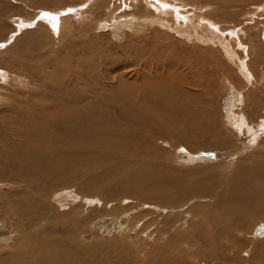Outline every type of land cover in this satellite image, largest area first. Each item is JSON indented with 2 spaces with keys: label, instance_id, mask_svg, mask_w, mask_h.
Returning <instances> with one entry per match:
<instances>
[{
  "label": "rangeland",
  "instance_id": "374dc122",
  "mask_svg": "<svg viewBox=\"0 0 264 264\" xmlns=\"http://www.w3.org/2000/svg\"><path fill=\"white\" fill-rule=\"evenodd\" d=\"M82 4L83 18L65 13L71 19L61 33L54 34L46 25L37 23L39 9L58 11ZM102 4L98 7L93 0H0V67L11 72L7 73L10 79L0 81V86L6 88L0 89V96L12 98L0 103V251L6 248L3 256L16 247L23 228L30 229L19 227L18 219L6 215V202L27 199L30 209H36L31 217L39 221L34 227L39 234L55 242L68 232L65 243L73 242L74 264H264V239L254 233L259 224L264 225V219L256 217L255 208H238L235 212L228 201L215 207L217 193H225L224 199H228L227 194L239 182L238 174L244 179L253 169L264 168V124L260 122L264 119V0H105ZM92 5L98 9L91 10ZM140 6L156 20L146 24L145 20L135 19ZM195 13L217 22L225 32L197 28L200 22L193 18ZM187 16L192 18L190 23ZM18 17L34 20L20 31L16 26ZM159 17L161 23L156 22ZM43 19L41 22L46 20ZM118 23L129 27L120 29ZM177 30L185 34H178ZM240 31H245L242 37ZM224 43H229V51H235V61L226 57ZM238 43L248 47L247 62L255 82L238 71L236 56L245 57ZM65 74H69L68 81L63 79ZM229 79L233 90L227 83ZM71 85L72 92L82 93L84 103L100 107L104 116L98 118L97 125L116 124L129 133L128 139L138 154L115 157L105 165L90 167L81 158L74 167L76 175L69 170L58 171L38 182L36 174L20 170L5 156L10 154L7 148L15 145V138L8 132L13 126L12 118L27 104L53 101L57 87ZM145 92H151L154 99L145 97L143 103ZM231 93L243 98L239 112L246 115L244 119L255 123L258 120V139L263 140L259 146L252 142L245 127L240 133L229 124ZM199 113L208 116V125L199 120ZM210 127L219 129L216 136L229 137L230 147L202 153L203 162H189L192 154L180 145L191 142L193 148L204 150L213 138ZM195 129H200V133ZM14 155L11 159L23 158ZM92 156L106 157L101 152ZM209 164L216 169H207ZM67 177L72 180L66 182ZM200 186H207L208 193L192 192ZM183 194L187 200L192 197L188 204L181 200ZM75 195L98 200L99 205L73 201ZM168 200L173 202L167 203ZM155 206L158 211L163 206L165 212H157ZM200 208L208 216L219 214L224 218L212 224L210 218L204 219ZM187 213L194 219L182 228L181 219ZM165 215L174 219L164 229ZM133 216L141 217L135 230H122L124 233L120 234V225L128 230L132 219H126ZM217 231L226 235L218 237ZM177 232L190 237L178 242ZM198 249L201 250L195 255Z\"/></svg>",
  "mask_w": 264,
  "mask_h": 264
},
{
  "label": "bare ground",
  "instance_id": "6f19581e",
  "mask_svg": "<svg viewBox=\"0 0 264 264\" xmlns=\"http://www.w3.org/2000/svg\"><path fill=\"white\" fill-rule=\"evenodd\" d=\"M104 1L105 0H93L94 5L96 4V6H98V7H103L102 3ZM94 5H92V7L91 8L89 7V8L91 10L92 9L93 10L98 9ZM82 6H83V4L75 6V7H69L66 10L60 9L58 11L57 10H49V9H39L37 11V15H36L37 23L40 22L43 25H46V27L51 29L52 32H54V34L55 33L56 34L61 33L63 28L67 24L66 22L71 19L70 16H66L65 13L67 14L68 12H72V13H74L73 15L79 16L80 18H83L82 16H84L85 10L82 9ZM184 6H186V5H184ZM89 8L87 10H90ZM157 9H159V8H157ZM175 9L176 8H174V11H175ZM176 10H179V13H180V9H176ZM194 11H197V10H194ZM176 12L178 13V11H176ZM166 14H168V12H166ZM92 15H93V13H92ZM134 15H135V17H134L135 19L139 20L140 22H142L141 20H145V23H146V21L150 22L156 18V17L152 18L153 14L150 13L149 11H146L141 6L138 7L137 15L136 14H134ZM181 15H182V13H181ZM44 16L45 17L51 16V17H53V19L48 20ZM193 16H194L193 17L194 19H197V21L200 22L199 26L197 25V28H200V29L205 28V30H206V28L209 27L212 31H214L215 33H219V34H222L225 32V31H222L217 26V22L210 20L206 17L200 16L196 13L193 14ZM43 18L46 20H44ZM176 18H178V17H176ZM17 19L19 21L16 22V26H17V28H20V31H21V29L27 28L29 23L34 20V19L28 20V19L21 18V17H18ZM42 19L44 21L41 22ZM159 19H160V17L158 18V20L156 22L161 23V21ZM164 21L167 23H172L170 20H164ZM187 21L190 23L192 21V18H189L187 16ZM118 25H119L118 28H120V29L123 27H126V28L129 27V25L126 23H118ZM184 25L187 26L186 23H184ZM177 33L180 35L185 34V32H182L179 30H177ZM233 34H235V31H233ZM239 34H240L239 37H242V35L245 34V31L244 32L240 31ZM196 35L198 36V34H196ZM221 36L223 37V35H221ZM231 37L232 36H230V38ZM236 37H237V35H236ZM210 41H211V39H210ZM4 43H6V41H4L3 44ZM228 44L229 43L223 44V48L225 49L226 57L231 56L230 57L231 61H235V55H236L235 51L234 50L229 51L228 47H227ZM238 47L242 50V52L245 55L244 58L236 56L237 61L239 62V65H237L238 71L245 79L248 80L249 78H252V81L255 82L253 70L248 66V62H247V61H249V59H248V47L246 45H244L243 43H238ZM259 51H261V50H259ZM2 53L3 52H0V55ZM7 58H9V57H7ZM1 64H2V57H0V66H1ZM224 64H226V63L224 62ZM225 66H227V64ZM67 71H68V73L71 72L70 70H67ZM7 73H11V72L8 70L1 69V67H0V81L4 80L6 82L7 79H10ZM63 79H64V81H68L69 80V74H65ZM261 82H263V84H264V73H262ZM70 83L71 82H68V84H70ZM227 83L231 87L230 89L233 90L234 86H233V83L231 82L230 79L227 81ZM71 87H72V85L70 87H63V86L57 87V96L52 99L53 101H51V102L50 101L38 102L39 104H35V105L27 104L23 108L24 111H22L21 113L18 112L12 118L13 126L11 127V130H9L8 132L10 134H12L13 138H15L14 139L15 145H14V147L7 148V150L10 149V154L5 153V156H7L8 160H10V162H12L14 164V166L19 167L20 170L25 169L26 171H28L26 173L36 174V176H38V177H35V179H36V181L39 180L38 182H40L42 180V178L47 177V176H49L53 173H56L58 171L69 170L70 173L75 174V168L74 167L76 165V161L78 159H81V158H83V161L85 162V164L88 165V167H90L92 165H105L108 163L107 160H111L112 158L115 159V157L121 158V157H125V156H131V155L138 154V150L136 149V147H134V145H132V143H130V141L128 139V138H130L129 137L130 134L121 131L122 129H120L116 124L110 125V123H106V124H102V125H97V121H99L98 118L100 119V117L104 116L100 107H97L96 105H93L92 103H84L85 100H84L82 93H76L75 91H74L75 93L72 92ZM0 89H6V88H3L2 86H0ZM48 89H49V87H48ZM63 89H65L66 91ZM64 91H65V93H64ZM145 93L147 95L142 96V102L143 103L145 102V97L146 98L150 97V98L154 99V96L151 92H145ZM153 93H155V92H153ZM61 94L63 96H61ZM230 96L231 97L229 98V100H230L229 107L227 110V120H228L229 124L232 125L233 127H236V129L240 133H241L242 129L245 127L247 129V133L249 135H251L252 142L254 144H256L257 146H259V144L263 140L261 141V139L260 140L258 139V132H257L258 129L256 126L257 124H259L258 120L256 121V123L251 121L250 119L245 120L246 118L244 119V116H246V115L242 112H239L241 107L243 108V105H244V103L240 101L243 98L239 99V97H236L237 95L234 96L232 93ZM37 97H39V96H37ZM158 97H159V95L156 93V98H158ZM3 99L9 101L12 98L11 97L2 98L0 96V103H1V101H4ZM2 104H3V102H2ZM120 105H122V103H120ZM11 108L13 110H15V107H11ZM8 110L10 111V109H8ZM11 112H12V110H11ZM178 113H181V110H178ZM121 114L122 113L118 112V116ZM132 114H133V112L131 111V115ZM180 115L182 117L183 114H180ZM199 115H200L199 120H202L203 123L206 122L208 125V116L206 114H203V113H199ZM190 116H192V115H190ZM10 119H11V117H10ZM202 121H201V123H202ZM260 122L262 124H264V119H262ZM187 124H189V123H187ZM191 127H193V126L191 125ZM186 129H187V127H186ZM219 129L221 131L223 130V129H221L220 125H219ZM219 129L217 130V127L216 128H213V127L209 128L210 133H211L210 135L213 138L211 139V141H209L208 146L206 145L204 150H197L196 148H193L194 146L191 144V142L190 143L185 142L186 146L180 145L184 148V151L186 150L188 153L192 154L193 158H191L190 160L188 159L189 162H191V163L193 161H202L203 162L204 160L201 159L202 153L207 154V151H209V150L222 151V149L226 148L227 146H229V144H231V139L229 137L222 136L221 134L216 136L218 134ZM192 130H193V128H192ZM195 130L200 133V131H199L200 129L199 130L195 129ZM215 133H216V135H215ZM191 134L192 133H190V135ZM195 135L196 134H194L190 137L193 138ZM183 142H184V140H183ZM94 152H101L102 155H104L106 157L98 158V157L92 156V153H94ZM14 154L22 155L23 158L20 159L19 161L16 158L11 159V157H13L11 155H14ZM76 155H82V156L80 158H77ZM216 167L217 166H215V165L209 164L207 169H211V171H212V170H215ZM248 174L249 175H247V176L245 175L246 177H244V179H241V174L237 175V179H239V182H237L236 186L229 191V194L226 193L228 195V197H227L228 199H224L225 193H223V192L217 193V203H216L215 207L217 208V207H220V206L226 204L225 201H228L232 204L235 212H238V208L254 210V209L250 208V207H253V208H255V210L257 212L256 217H259L260 219H262V218L264 219V168H261V170H258V171L253 169L251 172H248ZM20 175H22V174H20ZM139 179L140 178H138V180ZM147 179L150 180V177L149 178L147 177ZM151 179H153V178H151ZM70 180H72V178L67 177L66 182H69ZM155 183H156V178H155ZM157 183L159 184V182H157ZM160 186H163V185H159L158 187H160ZM206 187L200 186L199 188H195L192 192H196L197 195L207 194L208 191L205 190ZM208 187H210V186H208ZM163 188H164V186H163ZM210 190H212V189L210 188ZM2 193L3 192L1 191V184H0V198L2 197L1 196ZM182 196L183 197L181 198V200L186 201V204H188L189 203L188 201H190V199H192V197H191V198H189V200H187L186 198L188 196L185 198L186 194H183ZM88 199H91V198H89V197L86 198V197H81V196L75 195V198L72 200L73 201H77V200L79 201L80 200V202H84L86 205H92V206L99 205L100 201H98V200L93 201V200H88ZM233 200H236V201H233ZM10 201H12V200H10ZM10 201L6 202V208H7L6 215L12 216V217H15V219H18L20 222V223H18L19 227L23 225V226L30 227V229L29 228H26V229L23 228V230L21 231L22 235H19V237L17 239V243L14 242V243H16V247L15 248L13 247L14 249H12L11 251L9 250L10 252L8 255L3 256L4 253L6 254V252H5L6 248L4 251H2V250L0 251V264H74L75 263V259H74L75 256L74 257L72 256L73 255L72 254L73 249L71 248L73 246V242L70 245L68 242H67L68 244L65 243V240L69 238V234H67L68 233L67 231H65V235L63 237H61L60 239L58 238L57 240L55 239L56 240L55 242L53 239H52L53 240L52 241L51 238L48 240L47 237L42 236L41 234H39V232L37 230L34 229V227L37 226L39 221L36 218L31 217V213H36V209L34 208V206H32L30 209V206H31L30 201H28L27 199H21L20 201H18V203H14V202H10ZM172 202H173V200L167 201V203H172ZM175 202L176 201H174V203ZM162 208L163 209H160L159 211L157 210L158 207H156L155 209L159 213H164L165 212L164 207L162 206ZM188 208H190V207H188ZM188 208L185 207L186 210ZM182 209H184V207ZM182 209H180V210H182ZM195 209H197V208H194V210ZM235 209H237V210H235ZM113 211L114 210L109 212V214H112ZM162 211H164V212H162ZM199 211H202V213L204 214L205 220L206 219L208 220L210 218V222L212 224H217V222H219L221 219L224 218L222 215H219V214H217L218 217H216L214 214L213 215L209 214V216H208L207 214H205V211L202 208H200ZM148 213L150 214V212H148ZM150 215H152V214H150ZM188 215H189L188 213L185 214L181 219L183 221V223L181 225L182 228L188 227L190 225L189 224L190 221L191 220L193 221V219H194V216H191V215L188 216ZM123 216H125V215H123ZM176 217H177V215H176ZM189 217H190V219H188ZM200 217H202V216H199V218ZM140 218H141L140 216H133L130 219H128V217H127L126 220L128 222L132 219V224H131L130 228L126 231L123 229V226L121 224L120 230H119L120 234H123L124 232L131 233L132 231H134L135 230L134 227H136V225L138 223L137 219H140ZM185 218H187V220H184ZM172 219H174V218H172ZM172 219H169V216L165 215V217H163V223L161 222L163 224L162 227H164V229L167 228L168 223L170 224L172 222ZM126 220H125V222H126ZM207 222H209V221H207ZM201 223H198V226H203ZM154 224H155V222H154ZM159 225H160V223H159ZM259 225L260 226H258L257 228H263L264 229V225H261V224H259ZM204 226H206V224ZM149 227H150V225L149 226H143L142 229L143 228L146 229ZM215 227L216 226L213 225L214 230H215ZM200 230H201V228H200ZM17 231H19V230H17ZM225 233L226 232L217 231L216 235L219 237L220 235H226ZM254 233H255V230H254ZM186 234L190 235V232H188ZM137 236H139L138 233H137ZM255 236L259 239H264V237H259L256 233H255ZM176 237H177L176 240H178V242H181V240H183V241L188 240V238L190 236H186L183 233L178 234V232H177ZM222 237H224V236H222ZM212 239H214V238H212ZM186 246H188V244L184 245V247H186ZM189 249H190V247H189ZM200 250L201 249H198L196 251L195 255L197 253H199Z\"/></svg>",
  "mask_w": 264,
  "mask_h": 264
},
{
  "label": "water",
  "instance_id": "95a60500",
  "mask_svg": "<svg viewBox=\"0 0 264 264\" xmlns=\"http://www.w3.org/2000/svg\"><path fill=\"white\" fill-rule=\"evenodd\" d=\"M255 233H256L259 237H264V229H263V228H256V229H255Z\"/></svg>",
  "mask_w": 264,
  "mask_h": 264
},
{
  "label": "snow or ice",
  "instance_id": "6c2138e0",
  "mask_svg": "<svg viewBox=\"0 0 264 264\" xmlns=\"http://www.w3.org/2000/svg\"><path fill=\"white\" fill-rule=\"evenodd\" d=\"M47 15V14H46Z\"/></svg>",
  "mask_w": 264,
  "mask_h": 264
}]
</instances>
